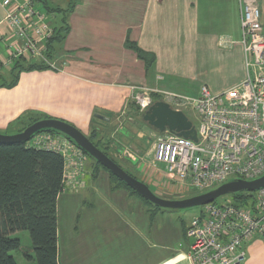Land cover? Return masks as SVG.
<instances>
[{
	"label": "crops",
	"instance_id": "1",
	"mask_svg": "<svg viewBox=\"0 0 264 264\" xmlns=\"http://www.w3.org/2000/svg\"><path fill=\"white\" fill-rule=\"evenodd\" d=\"M45 1L48 11L32 0L35 10L52 28L66 23L68 29L49 50L46 45L45 60H30L43 68L21 70L13 86L0 87V133L18 130L34 115L65 121L87 137L93 129H111V142L124 145L143 136L136 88L172 105L163 92L195 97L205 85L220 93L246 75L238 0H75L69 12V0ZM258 3L264 33V0ZM8 9L0 1V77L6 81L19 58L12 56L17 40L5 20ZM83 182L63 186L57 196L60 264H192L187 225L172 210L152 213L142 199L114 187L88 156ZM244 250L240 264H264L262 237Z\"/></svg>",
	"mask_w": 264,
	"mask_h": 264
},
{
	"label": "built area",
	"instance_id": "2",
	"mask_svg": "<svg viewBox=\"0 0 264 264\" xmlns=\"http://www.w3.org/2000/svg\"><path fill=\"white\" fill-rule=\"evenodd\" d=\"M9 9L5 20L17 40L13 57L44 58L53 28L38 13L32 0H0ZM246 75L234 87L212 93L205 85L197 96L173 98L172 108L186 105L195 112L197 140L175 133L158 132L149 160L164 176L185 190L206 191L231 178L251 180L264 175V33L258 0H238ZM144 112L154 101L150 89L138 87L132 96ZM180 110V109H179ZM29 147L55 150L63 156V186L84 185L87 155L65 135L41 131ZM191 239L192 264H240L244 246L254 237L264 239V187L255 191L253 203L231 200L201 207L186 228Z\"/></svg>",
	"mask_w": 264,
	"mask_h": 264
},
{
	"label": "trees",
	"instance_id": "3",
	"mask_svg": "<svg viewBox=\"0 0 264 264\" xmlns=\"http://www.w3.org/2000/svg\"><path fill=\"white\" fill-rule=\"evenodd\" d=\"M36 1L41 2L46 10H49L45 0ZM74 3L75 0H69L64 12L71 11ZM67 29L66 23H63L58 30L53 28V36L47 42L48 50L54 41H59L63 37ZM129 45L132 46L130 43ZM135 50L138 55L146 56L142 50L136 47ZM44 66L43 62L35 63L23 56L19 57L13 65L10 81L0 77V87L13 86L21 70H32ZM153 99L156 100L155 96ZM43 118L47 117H34L26 126L18 130L9 128L4 131V134L12 133L13 130L20 132L28 125ZM42 131L58 132L52 129ZM95 132L93 129L88 138L120 165L115 158L110 156L107 147H103L102 140L97 138ZM84 153L92 158L86 152ZM94 165L96 169H103L109 173L114 187L124 188L142 199L152 209V213L162 209L141 198L96 160H94ZM125 171L137 178L128 170L125 169ZM63 174L64 159L61 153L55 150L29 147L27 142L0 143V264H17L10 252L20 246V240L12 236L18 231H27L29 234L34 254L33 258L26 255L29 259H34L36 264H60L58 261L56 201L58 194L63 190ZM254 195L255 192L240 191L228 197L237 205H250L253 203Z\"/></svg>",
	"mask_w": 264,
	"mask_h": 264
},
{
	"label": "water",
	"instance_id": "4",
	"mask_svg": "<svg viewBox=\"0 0 264 264\" xmlns=\"http://www.w3.org/2000/svg\"><path fill=\"white\" fill-rule=\"evenodd\" d=\"M142 120L153 130L158 132L168 131L178 136L197 140L196 131L192 121L179 109H174L163 100L154 101L142 114ZM52 129L70 138L79 148L100 163L111 174L124 182L137 195L156 207L168 210H180L195 206H203L214 202L217 198L240 191L254 192L264 187V175L246 180L242 178H231L202 193L182 198L167 199L156 195L142 181L133 177L120 165L102 152L81 131L71 124L55 119L43 118L33 122L22 131L14 134L0 133V143L27 142L34 134L42 130Z\"/></svg>",
	"mask_w": 264,
	"mask_h": 264
},
{
	"label": "rangeland",
	"instance_id": "5",
	"mask_svg": "<svg viewBox=\"0 0 264 264\" xmlns=\"http://www.w3.org/2000/svg\"><path fill=\"white\" fill-rule=\"evenodd\" d=\"M65 6V4H63ZM62 6V7H63ZM54 22V18L49 17ZM51 22V21H50ZM10 81V80H7ZM189 92V90H184ZM197 91H193L192 94H196ZM197 96V95H195ZM173 102V101H172ZM178 109L182 110L187 117L195 124V112L191 108H187L186 105H177ZM140 117V116H139ZM138 117V119H140ZM34 115H28L20 121L17 128H22L26 126L31 119L33 120ZM117 123V122H116ZM119 123V122H118ZM117 123V124H118ZM142 128V137H138L136 141L132 143H126L124 145H118L111 142V138L108 136L111 129L105 130L104 132L97 133L98 139L102 140L103 147H107V150L113 158H115L119 164L130 173L135 175L139 180L142 178L144 181L148 182L150 189L156 195L167 198V199H181L185 197L193 196L202 191H188L184 187L178 185L177 183L167 179L161 169H157L149 160V150L151 144L155 140L158 131L152 130L142 119L139 121ZM135 126V125H134ZM152 130V131H151ZM108 140V142H106ZM105 141V142H103ZM125 143V142H124ZM122 148V149H121ZM118 149V152H117ZM127 150V151H125ZM92 163L94 160L89 158ZM231 180V179H229ZM255 192V191H254ZM228 195L221 196L215 200L216 203H221L225 200H231ZM202 206H195L186 209L172 210L178 219H181L183 223L187 226L190 224L191 220L198 215ZM13 237L20 240V246L18 249L11 251L17 264H36L34 259H29L26 255L33 258V250L31 247V240L27 231H18Z\"/></svg>",
	"mask_w": 264,
	"mask_h": 264
}]
</instances>
